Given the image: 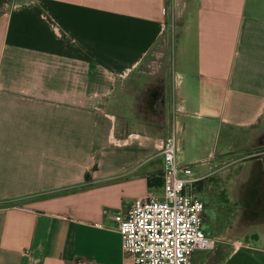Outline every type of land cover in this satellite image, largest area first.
<instances>
[{
    "label": "crops",
    "instance_id": "obj_1",
    "mask_svg": "<svg viewBox=\"0 0 264 264\" xmlns=\"http://www.w3.org/2000/svg\"><path fill=\"white\" fill-rule=\"evenodd\" d=\"M7 4L0 10V264L130 262L119 223L137 196L162 191L157 146L168 131L142 125L129 142L113 141L125 134L110 107L117 87L127 104L164 83L170 95L160 103L171 115L173 105L181 111L184 129L195 116L223 133L224 144L253 134L259 145L264 0ZM174 37L170 64L167 53L153 54L158 67L168 64L154 75L160 84H138L145 71L139 66ZM112 74L123 77L114 81ZM136 90L143 96L134 97ZM213 155L209 150L207 159ZM253 167L264 180V164ZM234 242L204 249L197 260L191 255V264H264V246Z\"/></svg>",
    "mask_w": 264,
    "mask_h": 264
},
{
    "label": "rangeland",
    "instance_id": "obj_2",
    "mask_svg": "<svg viewBox=\"0 0 264 264\" xmlns=\"http://www.w3.org/2000/svg\"><path fill=\"white\" fill-rule=\"evenodd\" d=\"M7 1L0 0L1 3ZM171 13H169L170 17ZM170 22L171 20H169V24ZM170 28L171 26L167 24V29L171 33ZM175 48L176 37L172 39V46L169 42L167 45L160 43V46H156L150 53L151 58L145 59L144 63L140 65L141 68L139 66V69H145V71L141 75L138 74L137 83L140 84L142 81L145 82V85L148 82L157 83L154 80V75L162 74V69L168 64H164L163 59L164 62L158 67L157 62L160 59L153 54L158 51L165 53V55L167 53L166 58L168 60L166 62L170 64ZM156 68H159L158 71H155ZM159 84L158 82L157 86ZM162 86L145 93L144 95L147 96L144 97L145 99L143 98L144 100L129 101L127 104L121 101L122 90L117 87L115 91L117 96L110 103V107L115 109V125L121 127L125 133L140 132L141 126L144 125L147 129L155 128L164 134L171 129L173 120H177L178 160L187 163L196 158L192 164V170L199 179L194 183L193 191L204 203L203 227L210 235L218 239V243L241 240L250 242L253 246L263 247L264 180H257V173L253 166L264 164V135L259 137V145L255 146L256 148L252 142L255 139L253 134L251 136L240 134L231 137L232 142L224 144L226 138L223 137V133H219L215 126H204L195 116L187 119L193 122H185L186 127L184 129L181 111L175 108L171 115L170 108L168 109L165 104L160 103L159 99L165 100L167 93L170 95V90L167 92L164 87L162 89ZM134 92H136L134 97L143 96L142 90ZM260 127L262 130H259V133L262 134L264 123ZM113 141L117 142L114 136ZM209 150L211 153L214 152V157L210 160L206 156ZM156 173V188H161V170L158 169ZM261 186L262 188H259ZM241 188L245 190L243 195ZM258 191L261 195L258 197L259 201H257L256 196ZM240 198L243 200L241 203L238 201ZM258 233L260 238L256 240L254 238L257 237ZM206 255L204 249H197L192 253L194 260Z\"/></svg>",
    "mask_w": 264,
    "mask_h": 264
},
{
    "label": "built area",
    "instance_id": "obj_3",
    "mask_svg": "<svg viewBox=\"0 0 264 264\" xmlns=\"http://www.w3.org/2000/svg\"><path fill=\"white\" fill-rule=\"evenodd\" d=\"M7 5V2L1 3L0 10ZM119 77L123 74L111 75L114 81ZM175 108L173 105L172 113ZM176 132L177 120L174 119L171 129L160 138L157 146L163 160L162 191L137 196L120 220L122 248L130 258L127 264H191L194 250H212L219 242L203 227L204 203L193 191L199 178L192 170L194 162L178 160ZM139 135L129 132L115 134L114 138L121 144ZM238 241L235 240L234 245ZM63 264H86V260L77 257Z\"/></svg>",
    "mask_w": 264,
    "mask_h": 264
},
{
    "label": "trees",
    "instance_id": "obj_4",
    "mask_svg": "<svg viewBox=\"0 0 264 264\" xmlns=\"http://www.w3.org/2000/svg\"><path fill=\"white\" fill-rule=\"evenodd\" d=\"M0 5H1V2H0Z\"/></svg>",
    "mask_w": 264,
    "mask_h": 264
}]
</instances>
